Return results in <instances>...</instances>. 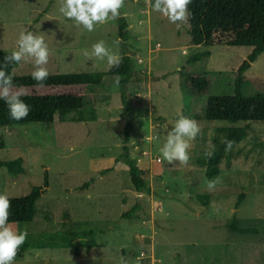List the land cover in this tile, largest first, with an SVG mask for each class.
Wrapping results in <instances>:
<instances>
[{"label":"rangeland","instance_id":"obj_1","mask_svg":"<svg viewBox=\"0 0 264 264\" xmlns=\"http://www.w3.org/2000/svg\"><path fill=\"white\" fill-rule=\"evenodd\" d=\"M60 6V0H0V51L16 50L21 32L42 33L49 74L106 71V59L83 55L100 40L116 54L125 52L133 69V88L126 93L133 110L130 140L123 141L126 113L117 92L108 101L95 100L92 121L0 125V162L20 159L24 168L18 175L0 168V194L21 197L42 185L44 176L47 181L33 220L17 225L18 232L27 231L30 246L14 264H120L121 256L136 264L141 252L140 264H264V123L197 121L202 131L190 141L186 166L169 164L160 151L184 102L174 72L197 53L205 55L190 71L228 72L252 48L190 45L188 25L178 30L146 0H125L120 9L128 28L124 42L115 20L88 32L65 18ZM34 70V61H22L11 74ZM245 75L264 79V52ZM223 89L221 82L213 93ZM243 126L244 139L224 153L219 174L207 179L198 159L223 141L227 127ZM123 146L146 184L138 211L126 220L121 214L137 193L120 158ZM216 179L209 192L208 181ZM232 218L241 231L228 229Z\"/></svg>","mask_w":264,"mask_h":264},{"label":"trees","instance_id":"obj_2","mask_svg":"<svg viewBox=\"0 0 264 264\" xmlns=\"http://www.w3.org/2000/svg\"><path fill=\"white\" fill-rule=\"evenodd\" d=\"M154 2V0H153ZM190 19L187 34L190 45L210 47L250 46L252 48L246 59L237 68L228 72L196 73L189 70L205 54L197 53L187 58L174 74L178 77L180 88L184 91V102L177 118L181 115L201 120H220L229 123L248 122L264 123V79L250 78L245 75L250 64L264 52V0H192L189 5ZM117 34L121 42L128 39V28L124 17L117 20ZM11 53L0 51V63ZM122 63L119 67H109L102 73H65L49 74L47 87H34L32 75L13 76L16 90L22 91V99L31 107L26 119H10L9 110L0 100V125L41 123L50 124L58 118L67 122H85L94 120L95 100L108 101L113 92L119 93L126 113L123 128V141L130 140L132 114L126 93L132 90V66L129 56L121 51ZM16 64L10 65L11 73ZM117 78H119L117 82ZM223 83L220 93H213L217 85ZM255 87L253 93L250 87ZM246 126L227 127L224 139L233 141V147L244 139ZM223 139V141H224ZM217 143L211 156L198 159V164L205 167L207 179L219 174L218 165L225 153L224 142ZM232 147V148H233ZM120 158L128 169V180L137 195L129 210L121 214L123 220L129 219L139 209V194L146 189L142 170L132 159L127 146H123ZM0 168L8 173L18 175L24 171L21 160L0 162ZM86 186V183H85ZM47 187L46 176L43 184L33 186L21 197L9 198L11 202L9 223L17 231L20 223L31 222L35 215V201L41 197ZM243 194L235 202L238 207ZM237 219L228 223L231 232L241 231L236 226ZM264 223V219L262 220ZM30 244L25 242L19 249L17 257L27 251Z\"/></svg>","mask_w":264,"mask_h":264},{"label":"clouds","instance_id":"obj_3","mask_svg":"<svg viewBox=\"0 0 264 264\" xmlns=\"http://www.w3.org/2000/svg\"><path fill=\"white\" fill-rule=\"evenodd\" d=\"M59 12L86 31L93 32L97 25H103L109 20L120 18V9L125 6V0H60ZM192 0H146L147 6L154 12L161 14L167 20L176 25L179 30L190 19L189 5ZM86 58L95 57L98 61L106 59L110 67H119L122 56L112 50L100 40L92 45L91 52L83 51ZM50 51L45 42V35L33 34V32H21L17 41V49L0 63V100L8 107L10 119L20 121L26 119L31 112V107L22 99L24 93L16 90L14 77L8 71L10 65L19 64L22 61H34L35 70L32 72L34 87H47L49 77L47 65ZM119 78H117L118 82ZM199 123L191 118L181 115L169 131L166 141L160 149L163 160L169 164L179 162L186 166L189 162L190 141H194L201 133ZM225 152L232 150L233 141L224 139ZM211 156L212 153H206ZM218 179L208 181L207 190L214 191ZM11 202L6 194H0V264H14L19 249L26 242L27 231L18 232L9 223ZM141 252L136 264H140L144 257ZM120 264H128L125 257H120ZM162 264V262H161Z\"/></svg>","mask_w":264,"mask_h":264}]
</instances>
